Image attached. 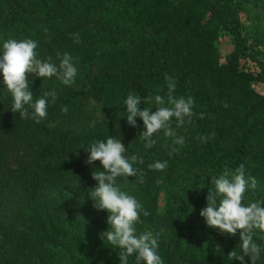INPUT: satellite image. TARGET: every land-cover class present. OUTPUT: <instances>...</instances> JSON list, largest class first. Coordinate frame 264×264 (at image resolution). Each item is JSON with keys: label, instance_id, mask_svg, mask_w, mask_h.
<instances>
[{"label": "trees", "instance_id": "16d2710c", "mask_svg": "<svg viewBox=\"0 0 264 264\" xmlns=\"http://www.w3.org/2000/svg\"><path fill=\"white\" fill-rule=\"evenodd\" d=\"M221 32L233 44L224 61ZM9 38L36 41L37 57L57 65V52L69 53L77 74L70 86L29 75L34 99L56 94L39 123L13 113L12 95L0 86V264H120L122 250L96 234L110 227L107 210L89 195L102 165L85 163L90 143L108 137L121 140L129 160L138 158V176L117 183L140 203L136 234L157 239L164 264H241L227 255L242 254L239 231L221 234L200 210L214 190L211 177L240 164L248 180L243 203L264 207V94L253 86L264 85V0H0V53ZM166 75L174 96L193 98V115L179 127L173 117V135L155 133L147 149L143 121L127 124L124 101L138 95L141 108L155 111V95L167 98ZM89 98L101 100L99 114ZM179 136L184 144L169 155ZM156 161H167L166 169L148 167ZM253 241L261 249L255 264H264V232L254 230ZM128 264H137L135 255ZM244 264H252L248 256Z\"/></svg>", "mask_w": 264, "mask_h": 264}, {"label": "clouds", "instance_id": "9594fccd", "mask_svg": "<svg viewBox=\"0 0 264 264\" xmlns=\"http://www.w3.org/2000/svg\"><path fill=\"white\" fill-rule=\"evenodd\" d=\"M47 31V29H45ZM76 43H80L78 37ZM37 42L32 39L16 40L9 38L3 43V50L0 53V73H2V84L11 93L13 104L11 111L18 112L21 118H31L39 123L47 117L48 101L47 97H52L55 103V91L44 93L43 97L35 98L30 91L29 75L40 78H51L56 76L65 85H71L77 74L72 56L65 52H57L59 65L52 62L51 57L41 60L37 57ZM168 93L167 98L155 95V111L152 108H141L142 97L129 94L124 101L127 112V124L135 127L136 118L143 121V130L139 139L144 142L147 149H151L156 144L153 139L155 133L163 130L165 137L173 135L171 120L175 117L177 127L182 126L185 117L191 119L194 100L191 96L176 97L173 95L176 85L172 77L165 76ZM152 103L153 97L147 98ZM167 105V106H166ZM27 106V107H26ZM225 107L227 105L225 104ZM29 108L32 112L29 113ZM67 113L65 105L61 109ZM96 121H92L95 125ZM212 136L215 133H211ZM203 141L206 138L200 137ZM184 137H176L169 155L178 151L175 145H183ZM89 153L85 161L92 165L99 161L102 165L101 171L92 172V178L97 184L89 195L95 200L98 209L108 212L107 224L109 230L102 233L107 241L119 247L122 251L119 254L120 264H128L130 256L135 255L137 264L144 261L145 264H164L157 252L158 241L151 233L145 232L136 234L135 224L140 221L141 205L137 199L127 192L122 191L118 186L119 177L129 178L138 176V169L133 167L137 161V156H131L129 160L125 153L126 146L114 137H108L106 141L97 140L91 142L85 150ZM141 158V163H142ZM149 168L165 170L167 161H156L148 165ZM251 179V187L256 188L255 178ZM139 183H143V173H139ZM211 184L214 190L209 189L206 197V207L200 210V215L204 217L207 226L218 229L221 234L235 236L239 231L241 253L232 250L227 255L229 259H238L244 264V257L248 256L252 264L259 258L260 246L253 241V231L264 232V207L260 201L243 203L244 193L248 187V180L245 179V166L240 164L235 170L224 167L218 176L211 177ZM149 215L147 211L143 213Z\"/></svg>", "mask_w": 264, "mask_h": 264}, {"label": "rangeland", "instance_id": "374dc122", "mask_svg": "<svg viewBox=\"0 0 264 264\" xmlns=\"http://www.w3.org/2000/svg\"><path fill=\"white\" fill-rule=\"evenodd\" d=\"M216 45L218 46L217 49L219 51L220 57H221V61H224V57L225 55L231 50V48L233 47L232 44V39L231 36L225 32H221L217 41H216ZM262 48V52H263V59H264V46L261 47ZM242 64H244L245 66L251 68V69H255L257 70L258 67L256 65V63L254 61H251L249 59H243L241 61ZM2 80H3V76L2 73H0V86H4L2 84ZM253 86L260 91L262 94H264V85L262 84V82L260 81H255L253 83ZM89 101L87 102V107L89 110H91L92 112L99 114L102 111L103 108V104L101 102V100H97V99H93V98H89ZM160 210L163 207V197H160ZM102 233L104 232H97L96 234L99 237H103Z\"/></svg>", "mask_w": 264, "mask_h": 264}]
</instances>
